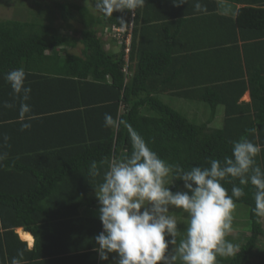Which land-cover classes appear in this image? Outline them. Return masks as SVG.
I'll return each mask as SVG.
<instances>
[{"label":"trees","instance_id":"obj_1","mask_svg":"<svg viewBox=\"0 0 264 264\" xmlns=\"http://www.w3.org/2000/svg\"><path fill=\"white\" fill-rule=\"evenodd\" d=\"M230 1L244 4L234 18L216 14L214 0H198L201 11L194 9L197 0L180 6L172 0H146L135 13L113 11L111 16L93 14L73 2L56 3L65 24L53 31H42L35 21L0 20V154H6L0 162V264H11L13 257L20 264H40L41 257L55 251L70 253L58 261L96 264L94 238L102 224L92 210L96 197L87 196L95 193L113 159L130 154V131L160 158L184 170L207 167L209 159L223 161L231 156L234 141L247 138L261 147L255 160L264 169V69L249 72L251 104L242 105L238 100L246 81L229 73L225 60L213 65L210 58L229 55L228 61L242 72L237 33L248 41L242 48H260L264 0ZM69 19L81 24L79 38L60 33L71 28ZM129 23L127 55L123 38L111 37L120 46L118 52L107 50L105 28ZM214 28L220 31L214 40L199 41ZM195 39L197 45L190 47ZM78 43L80 54L67 50ZM16 68L24 69L25 86L31 89L26 101L31 112L24 121L31 127L25 130L19 120L22 101L5 81L6 73ZM161 93L203 101L210 116L192 122L163 101ZM219 104L224 105V122L213 128L208 124ZM105 114L116 120L115 126L105 127ZM93 162L99 171L95 177ZM222 183L229 194L233 185L244 188L245 195L235 202L249 207L251 228L237 255L218 257L217 264H247L263 234L262 220L252 212L255 188L238 180ZM181 184L177 181L172 190ZM19 226L34 235L31 250L15 232ZM54 232L57 250H50ZM255 264H264V259Z\"/></svg>","mask_w":264,"mask_h":264},{"label":"clouds","instance_id":"obj_2","mask_svg":"<svg viewBox=\"0 0 264 264\" xmlns=\"http://www.w3.org/2000/svg\"><path fill=\"white\" fill-rule=\"evenodd\" d=\"M188 2L172 0L174 6ZM145 3L146 0H99L98 7L106 16H111L113 11L135 13ZM194 9L202 10L198 0ZM131 27L129 23L122 32L124 41L129 37L130 42ZM25 79L23 68L5 75L13 94L22 101L21 130L31 127L24 122L31 112L26 103L31 89L25 86ZM5 107L11 105L6 103ZM104 125L113 127L116 120L105 114ZM129 136L130 154L113 159L102 182L94 187L102 224V231L94 238V251L99 259L107 261L109 254L115 253V264H217L218 257L237 255L239 244L226 237L232 230L235 200L245 192L243 187L233 185L229 194L222 182L238 180L239 185L250 183L254 186L252 212L257 218H264V169L255 160L261 147L242 138L232 143L231 156L223 161L209 159L207 167L192 166L184 170L160 158L134 130ZM7 139L5 136L4 140ZM5 157L6 154H0V162ZM90 171L93 177L99 175L95 162ZM177 181L182 182V188L173 191L172 186ZM173 210H180L187 216L186 229L178 243V220L170 214ZM30 238L24 239L28 250L35 246V238ZM11 264H20V260L13 257Z\"/></svg>","mask_w":264,"mask_h":264},{"label":"rangeland","instance_id":"obj_3","mask_svg":"<svg viewBox=\"0 0 264 264\" xmlns=\"http://www.w3.org/2000/svg\"><path fill=\"white\" fill-rule=\"evenodd\" d=\"M68 2L85 5L93 14L101 13L98 7L99 0H0V20L35 21L40 23L42 31H45L46 28L49 27L51 28L50 31H53V29H56L59 25L63 24L64 26L65 24V22L61 20L60 13L55 4H65ZM69 22L72 24L71 28L66 27L65 29L63 27V29H59L60 33L74 34L79 38L81 24L77 21H71V19H69ZM73 27L76 28L77 31L72 30ZM103 36L105 47L107 49H111V45L115 44L113 49L117 52L120 50V46L113 42L110 37L112 36V33L104 32ZM109 37L111 38L110 40H108ZM81 46V43H78L77 46L72 48L69 47L67 50L80 54L79 51ZM35 68L36 67L34 66V69ZM160 97L174 109L184 114L192 122L200 123L206 121V119L210 116V107L203 101L168 94H162ZM217 112H219V106L216 108V116L211 123L213 128H218L222 125L220 113ZM181 188L182 184L176 190H181ZM87 197H91L90 199H92L95 197V193H88ZM235 203L236 208L233 211L232 230L226 238L234 243H238L240 246L244 242L246 236L250 233L251 223L249 217V207L243 203ZM98 207L99 205L97 204L96 211L93 212L94 214H97V216H99ZM170 214L176 216L178 220V230L180 233L177 237L178 243L179 240L183 238L186 229L187 216L180 210H173ZM261 220L263 234L260 237L257 249H255L252 253V259L247 264H255L256 261L264 259V218H261ZM169 247L171 248L172 246L170 245ZM115 256V253H110L109 259L104 261L103 264H115V260L113 259Z\"/></svg>","mask_w":264,"mask_h":264},{"label":"crops","instance_id":"obj_4","mask_svg":"<svg viewBox=\"0 0 264 264\" xmlns=\"http://www.w3.org/2000/svg\"><path fill=\"white\" fill-rule=\"evenodd\" d=\"M214 2L216 3L215 4L216 5V14L224 15V16H230L232 18L235 17L236 8H238L240 6H244V4L236 3V2H233V1H230V0H214ZM209 5H212V4H209ZM205 14H209V13H205ZM196 16H198V15H196ZM189 30L192 33L194 32V28L193 27H190ZM194 33H195V35H197V32H194ZM217 33H220V31H218V30H216L214 28L210 33H209V31L207 32V34L205 33L207 36H205V38H200L199 41L205 43V42H207L209 40L210 41L214 40L217 37ZM229 34H231L230 30L228 32L227 37L229 36ZM237 35H238V45L240 46V55H241V58H242V60H241L242 61L241 62L242 63V67H241L242 72H240L238 65H236L232 60L228 61L229 58H230L229 55H225V56L224 55H220V56L217 55V57H215V58H214V56H210V58L213 57V59H211L212 60L211 62H212L213 65H215V64L217 65L218 61L220 59L225 60L226 63L231 66V68L229 69V73H234V74H236V77L240 76L241 79L246 81L247 89L242 93L240 99L238 100V104H240V103H242V105L244 103L245 104H251V96H250V91H249V88H248L249 87V83H248L247 80H248V77H249V72L252 73L253 72L252 70H255V67L257 69L258 68L264 69V43H263L264 39H260V40L257 41L258 46L260 47L259 49L255 48L256 50L255 49L252 50L249 47H245V49H244V48H242V44H245L248 41L247 40H242L238 33H237ZM200 36L203 37V33ZM259 43H261V44H259ZM188 45L190 47L194 46V45H197L196 39L194 41L190 40ZM114 46H115V44H112L111 45V49H109V48L107 49L106 47L105 48L107 50L115 51L113 49ZM246 49H247V51H246ZM247 65L249 66V68H247ZM214 68H215V66H214ZM208 71H209V69H208ZM204 74H207L209 77H211V75H215V74L217 76L218 73L213 74V73H205V72H203V75ZM262 74H264V72ZM162 94H168V93H161L160 96ZM168 95H170V94H168ZM172 96H174V95H172ZM218 106H219V112H217V113H220V116H221L220 118H221V121H222V124H223L224 116H225L224 115V105L219 104ZM215 116H216V110H215V114H214L213 119L215 118ZM213 119H212V121H213ZM212 121L208 124L210 127H212L211 126ZM96 203H97V199H96ZM80 208H81V210H83L84 206L82 205ZM92 210L96 211V206ZM50 215H55V214H50ZM19 230H22V232L27 233L29 236L34 237V235L30 231L25 230L24 227H22V226L16 227L15 228V232L17 233L19 239L22 240V241H24V239L22 238L23 236H22V234H21V232ZM51 235H52V238H51L52 242H50V244H48L47 246L50 248V250L51 249L52 250L53 249L57 250V248H56L57 242H55V240H56L55 235L56 234L54 232ZM74 247H76V245ZM73 249H76V248H73ZM43 251H45V250H43ZM66 251H69V250L65 249L62 252H66ZM75 252H78V250H74V253ZM68 254H70V253L69 252L68 253L67 252L66 253H60V252L58 253V252L55 251L52 254L46 255L43 258L41 257L37 262H40V264H75L73 262V258L70 261H67V260L58 261V258H60V256H64L65 257ZM52 258H56V259H52ZM103 263H104V261L100 260L99 256L97 255L96 264H103ZM36 264H38V263H36Z\"/></svg>","mask_w":264,"mask_h":264},{"label":"built area","instance_id":"obj_5","mask_svg":"<svg viewBox=\"0 0 264 264\" xmlns=\"http://www.w3.org/2000/svg\"><path fill=\"white\" fill-rule=\"evenodd\" d=\"M125 27H117V26H112L111 30H108L107 28L105 29L106 33H112V36L117 37V38H123L122 32L125 30ZM126 47L125 51L126 53L128 52V45H129V37L125 39ZM123 70L126 72V69L123 68Z\"/></svg>","mask_w":264,"mask_h":264},{"label":"snow or ice","instance_id":"obj_6","mask_svg":"<svg viewBox=\"0 0 264 264\" xmlns=\"http://www.w3.org/2000/svg\"><path fill=\"white\" fill-rule=\"evenodd\" d=\"M22 238L23 239H31L30 236H28V235H24Z\"/></svg>","mask_w":264,"mask_h":264},{"label":"bare ground","instance_id":"obj_7","mask_svg":"<svg viewBox=\"0 0 264 264\" xmlns=\"http://www.w3.org/2000/svg\"><path fill=\"white\" fill-rule=\"evenodd\" d=\"M19 231L21 232L22 236H24V235H28L27 233L22 232V230H19ZM28 236H29V235H28Z\"/></svg>","mask_w":264,"mask_h":264}]
</instances>
